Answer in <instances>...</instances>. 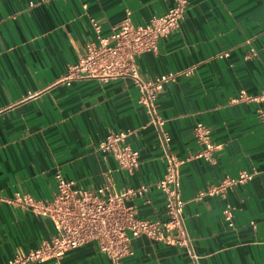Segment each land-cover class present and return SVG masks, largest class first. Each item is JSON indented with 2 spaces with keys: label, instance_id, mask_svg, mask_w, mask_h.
Masks as SVG:
<instances>
[{
  "label": "crops",
  "instance_id": "0c3cea01",
  "mask_svg": "<svg viewBox=\"0 0 264 264\" xmlns=\"http://www.w3.org/2000/svg\"><path fill=\"white\" fill-rule=\"evenodd\" d=\"M172 4L0 0V264L57 235L49 219L10 201L16 194L52 200L56 172L89 190L107 184L109 171L114 193L150 185L145 196L126 205L139 219H166V197L153 186L165 174L164 149L133 80L94 78L68 86L63 79L95 40L93 21L108 37L128 16L146 24ZM138 65L146 80L195 67L193 76L167 83L157 100L171 152L182 163L184 218L195 258L186 248L141 236L132 239L134 254L122 264H264V103L233 102L243 91L258 96L264 90V0H189L180 28L139 57ZM199 122L220 146L213 162L197 157L203 150L194 135ZM125 130L135 132L127 143L140 153L133 175L97 149L108 134ZM242 171L255 172L254 179L230 190L226 200L194 199ZM226 204L233 209V227L223 217ZM30 264L113 262L90 243L59 263Z\"/></svg>",
  "mask_w": 264,
  "mask_h": 264
},
{
  "label": "built area",
  "instance_id": "2783aa9c",
  "mask_svg": "<svg viewBox=\"0 0 264 264\" xmlns=\"http://www.w3.org/2000/svg\"><path fill=\"white\" fill-rule=\"evenodd\" d=\"M189 0H173L169 10L160 16L152 17L146 24H134L128 16L116 26L111 35L102 36L101 26L93 21L95 40L87 43L85 55L67 69L63 82L68 86L74 82L89 79L110 80L131 78L139 89V104L149 116V124L158 133L164 149L166 169L164 176L153 186L166 197L165 220L150 221L139 219L133 208L126 201L133 197L145 196L150 185L138 188H125L118 193L111 191L112 171H109L107 184L94 190L82 189L74 181L66 179L56 172L57 192L50 201L38 200L30 194H16L10 200L13 204L36 215L49 219L57 235L48 243L29 251H18L6 264L57 263L70 251L90 243H96L113 264H122V260L134 254L131 241L147 236L157 242L186 248L192 257L191 239L185 225L184 211L187 202L182 198L180 181L181 161L171 152V135L164 129L165 120L157 109V100L169 82L180 77L195 74V67L181 69L174 73L161 75L154 80L141 76L138 58L157 50L158 42L177 31L184 18ZM256 55V50H251ZM227 54L221 56L226 57ZM249 101L264 103V90L258 96L241 92L233 102ZM135 132L125 130L110 133L101 141L97 149L112 156L120 169L133 175L140 167V153L128 143V138ZM196 139L203 146L197 156L205 161H214V152L220 148L213 143L210 128L204 123H197L194 128ZM255 172L242 171L237 177H226L216 185L200 191L196 201L205 197L227 199L230 190L247 184L254 179ZM223 217L230 227L233 223V209L226 204ZM256 227L255 222H251Z\"/></svg>",
  "mask_w": 264,
  "mask_h": 264
}]
</instances>
